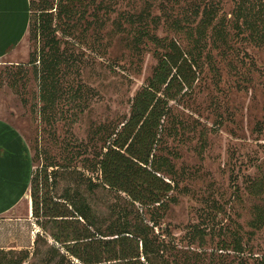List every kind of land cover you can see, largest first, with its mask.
Wrapping results in <instances>:
<instances>
[{
    "label": "rangeland",
    "instance_id": "374dc122",
    "mask_svg": "<svg viewBox=\"0 0 264 264\" xmlns=\"http://www.w3.org/2000/svg\"><path fill=\"white\" fill-rule=\"evenodd\" d=\"M50 2L59 71L47 73L49 46L30 25L0 62V116L22 133L35 170L48 166L53 176L41 181L40 195L56 201L79 192L104 227L154 226L160 264H264V226H255L264 217V0ZM59 3L71 16H59ZM173 40L197 62L198 80L173 103L156 153L174 183L167 206L90 191L82 177L100 183V156ZM44 78L60 97L47 108ZM54 245L33 217L31 190L0 217V264L22 251L30 254L26 264L64 261L52 258Z\"/></svg>",
    "mask_w": 264,
    "mask_h": 264
},
{
    "label": "trees",
    "instance_id": "16d2710c",
    "mask_svg": "<svg viewBox=\"0 0 264 264\" xmlns=\"http://www.w3.org/2000/svg\"><path fill=\"white\" fill-rule=\"evenodd\" d=\"M49 3L50 0H30V31L32 37L46 39L52 58L44 63V68L49 75H55L62 61L58 55L59 42L56 37L51 38L52 31L57 30L53 27L54 15L49 13L55 6ZM58 11L60 17L63 12L71 16L61 3ZM204 23L210 25V19ZM197 80L195 59L177 41L167 43L152 78L133 99L130 116L114 130L100 156V183L85 175L82 177L90 191L103 187L125 194L133 204L167 206L174 183L165 177L156 153L172 115L173 103L192 91ZM42 83L44 108L54 106L60 98L58 90L47 84L45 78ZM32 160L33 217L55 243L52 258L59 256L64 260L56 264H160L156 261L160 259V242L156 247L151 239L154 226L112 222L104 227L89 199L79 192L75 195L68 191L56 201L41 196V181L49 182L53 176L48 173V166L35 170L33 157ZM255 226L263 227L264 217L260 216ZM237 248L242 249L240 242ZM21 253L23 256L6 264H26L30 254Z\"/></svg>",
    "mask_w": 264,
    "mask_h": 264
},
{
    "label": "crops",
    "instance_id": "0c3cea01",
    "mask_svg": "<svg viewBox=\"0 0 264 264\" xmlns=\"http://www.w3.org/2000/svg\"><path fill=\"white\" fill-rule=\"evenodd\" d=\"M30 25V0H0V62L20 47ZM33 160L20 130L0 116V217L16 210L30 192Z\"/></svg>",
    "mask_w": 264,
    "mask_h": 264
}]
</instances>
